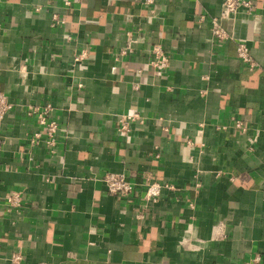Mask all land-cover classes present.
Returning a JSON list of instances; mask_svg holds the SVG:
<instances>
[{
    "label": "crops",
    "instance_id": "obj_1",
    "mask_svg": "<svg viewBox=\"0 0 264 264\" xmlns=\"http://www.w3.org/2000/svg\"><path fill=\"white\" fill-rule=\"evenodd\" d=\"M223 1L155 0L152 12L142 0H0V91L13 104L0 125V264L15 251L20 264H264V0L222 19L230 38L216 41ZM156 43L171 58L161 76ZM48 102L55 152L32 144L44 128L27 114ZM108 171L133 191L110 193ZM149 180L174 188L146 198Z\"/></svg>",
    "mask_w": 264,
    "mask_h": 264
},
{
    "label": "built area",
    "instance_id": "obj_2",
    "mask_svg": "<svg viewBox=\"0 0 264 264\" xmlns=\"http://www.w3.org/2000/svg\"><path fill=\"white\" fill-rule=\"evenodd\" d=\"M143 4L148 6L151 11H154L153 5L155 0H142ZM66 4H70L69 1ZM254 0H224L220 12L213 15L211 18L212 34L216 41H224L230 38L229 33L222 26V19L235 17L239 12L252 13L255 10ZM57 22H63L61 17L54 15ZM88 49L85 48L80 54L76 56V61L88 55ZM133 52V47L130 43L123 46L118 56L123 57ZM238 56L246 63L254 64L249 46L241 41L238 45ZM171 58L168 51L162 43H156L151 49V59L149 61L150 67L155 71L156 75L161 76L170 67ZM13 108L12 102L8 99L7 95L0 91V125L3 123L7 113ZM27 114L32 116L36 115L38 123L44 128L36 130L31 138L33 145H38L42 141L46 143L51 152H55L57 145V134L60 129V124L54 116V106L48 102L43 105H29ZM140 112H132L128 115H123L119 122L118 131L121 134H127L130 131L131 125L135 121L142 120ZM238 127L243 126L242 121H237ZM107 190L114 195L129 194L133 191V182L124 174L108 171L102 175ZM174 185L168 182L148 181L146 198L159 197L164 190H172ZM24 195L20 190H12L7 196V205L9 209H20L23 205ZM24 255L21 251H15L11 257V264L22 263ZM37 264H55L53 262H39Z\"/></svg>",
    "mask_w": 264,
    "mask_h": 264
}]
</instances>
